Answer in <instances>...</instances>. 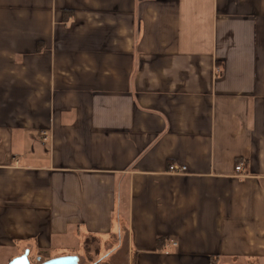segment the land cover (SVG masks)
Returning <instances> with one entry per match:
<instances>
[{"label":"crops","instance_id":"crops-1","mask_svg":"<svg viewBox=\"0 0 264 264\" xmlns=\"http://www.w3.org/2000/svg\"><path fill=\"white\" fill-rule=\"evenodd\" d=\"M89 237L264 264V0H0V264Z\"/></svg>","mask_w":264,"mask_h":264},{"label":"water","instance_id":"water-1","mask_svg":"<svg viewBox=\"0 0 264 264\" xmlns=\"http://www.w3.org/2000/svg\"><path fill=\"white\" fill-rule=\"evenodd\" d=\"M29 250L25 249L20 255L13 257L7 264H31L28 257ZM39 264H81L79 262V256L76 254H66L55 256L46 260H43Z\"/></svg>","mask_w":264,"mask_h":264},{"label":"rangeland","instance_id":"rangeland-1","mask_svg":"<svg viewBox=\"0 0 264 264\" xmlns=\"http://www.w3.org/2000/svg\"><path fill=\"white\" fill-rule=\"evenodd\" d=\"M100 241L101 240L97 237H92V238L89 237L88 242L86 241V243H85L86 246L84 247V250H86L88 253H90L94 260H96L97 258L102 256L104 254V251L106 250V249L104 250L103 244L100 245ZM66 252H68V250L64 249V250H59L57 252H54V254H56V253L60 254V253H66ZM34 263H35V261H34Z\"/></svg>","mask_w":264,"mask_h":264},{"label":"built area","instance_id":"built-area-1","mask_svg":"<svg viewBox=\"0 0 264 264\" xmlns=\"http://www.w3.org/2000/svg\"><path fill=\"white\" fill-rule=\"evenodd\" d=\"M41 134L43 135L44 138H46L47 135H48L46 131L41 132ZM183 169H184V167L178 166V165H176V164H171V165L169 166V171H170V172H173V173L181 172ZM235 169H236L237 171L242 170V164L239 163L238 165H236ZM171 245L175 246L176 243H175V242H171Z\"/></svg>","mask_w":264,"mask_h":264},{"label":"trees","instance_id":"trees-1","mask_svg":"<svg viewBox=\"0 0 264 264\" xmlns=\"http://www.w3.org/2000/svg\"><path fill=\"white\" fill-rule=\"evenodd\" d=\"M157 243H158V248H162L163 245L165 244V240L159 238V239H157ZM104 257H105V256H102V257H100L98 260H95L94 262H90L89 264H98V263H100L101 259L104 258ZM43 260H45V259H43ZM43 260L39 258V259H38L37 261H35V263H33V264H39V263L42 262ZM79 262L82 264V262H81L80 260H79Z\"/></svg>","mask_w":264,"mask_h":264}]
</instances>
